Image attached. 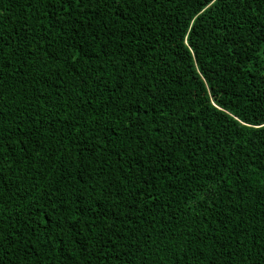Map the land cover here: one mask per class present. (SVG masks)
<instances>
[{"label": "trees", "instance_id": "obj_1", "mask_svg": "<svg viewBox=\"0 0 264 264\" xmlns=\"http://www.w3.org/2000/svg\"><path fill=\"white\" fill-rule=\"evenodd\" d=\"M264 0H0V264H264Z\"/></svg>", "mask_w": 264, "mask_h": 264}, {"label": "snow or ice", "instance_id": "obj_2", "mask_svg": "<svg viewBox=\"0 0 264 264\" xmlns=\"http://www.w3.org/2000/svg\"><path fill=\"white\" fill-rule=\"evenodd\" d=\"M237 2L242 3L243 0H237ZM216 3H217V0H211V4H216ZM63 5L68 10L69 16H71L73 9H76V8H79L81 10L83 9L85 5V0H63ZM258 127L264 128V124H259ZM0 239H3L2 233H0ZM262 255H264V253H262Z\"/></svg>", "mask_w": 264, "mask_h": 264}]
</instances>
